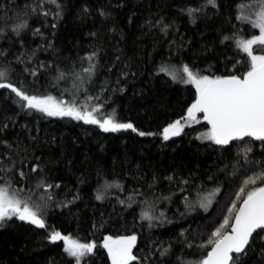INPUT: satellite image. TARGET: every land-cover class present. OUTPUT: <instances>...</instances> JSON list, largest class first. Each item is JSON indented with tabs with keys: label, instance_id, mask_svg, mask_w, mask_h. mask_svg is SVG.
I'll use <instances>...</instances> for the list:
<instances>
[{
	"label": "trees",
	"instance_id": "16d2710c",
	"mask_svg": "<svg viewBox=\"0 0 264 264\" xmlns=\"http://www.w3.org/2000/svg\"><path fill=\"white\" fill-rule=\"evenodd\" d=\"M33 2L0 0V13L7 8L12 15L15 8L22 9ZM203 2L61 0L64 5L61 19L54 21L50 15L46 26L33 21L34 26L41 27L43 38L25 35V47L35 48L46 41H51L55 47V52L52 49L38 52L40 61H55L61 68H68L78 57L98 48L99 68L88 94L106 98L105 112L115 109L122 121H130L139 131L155 135L141 137L130 130L104 133L94 125L68 118L28 114L13 102L14 94L0 90V126L8 124V128L0 132V138L19 142L21 147L27 146L29 153L40 156L47 163L50 182L61 185L52 190L55 203L49 210L46 229L18 220L0 227V264H75L74 258L63 252L62 241L53 244L46 239L52 230L82 242L96 241V255L88 258L87 264H110L106 251L99 247L103 236L130 232L138 235L135 252L144 258V264H181V261L196 258L198 250L186 248L185 237L196 243L206 240L227 215L240 183L239 175L232 176L233 165L239 161V165L248 167L243 158L247 145L234 142L229 151H224L210 141L198 139V134L207 130L203 121L186 127L180 136L164 141L163 127L182 117L195 98L194 87L173 82L170 71L180 70L183 61L204 74L222 75L231 72L234 66L238 72H243L245 54L235 48L233 40L222 44L221 37L232 36L237 30L247 38L258 34V30L235 18L247 11L252 0H220L222 7L218 13L209 6L204 13H197L195 23L180 11L185 7H199ZM102 10L110 15L102 16ZM161 18L168 25L166 32L157 24ZM53 22L56 23L54 29ZM0 47H9V44L0 41ZM11 49L13 53L22 50L18 44L11 45ZM255 51L261 54L258 48ZM13 67L16 69L14 82L22 80L29 91L38 89L59 95L61 89L69 87L64 82L53 86L47 72L33 83V78L23 72L22 65ZM102 85L107 92H101ZM70 98L65 95V99ZM79 102H84L83 96L79 97ZM250 159H264L259 142L254 143ZM24 171L28 172V168ZM98 171L102 172L99 179ZM153 175L158 177L157 183L148 188ZM166 176L174 180L191 177V185L170 183L164 179ZM16 179L19 181L18 176ZM113 179H118L128 190L140 189L143 195L136 197L138 201L155 200L154 215L163 211L164 222L155 220L149 227L147 221L140 219L141 210H147L142 203L134 204L132 209L118 204V198L124 199L130 194L127 191L112 189L108 198L96 200V189L105 180ZM36 182L37 176L32 174L19 186L32 188ZM201 186L203 190L198 191ZM217 186L220 192L207 209L198 206L194 211L186 209L185 198L197 203ZM168 196L171 200L163 199ZM169 244L172 245L170 254L161 257L158 249ZM260 261L257 245L246 258V264H260Z\"/></svg>",
	"mask_w": 264,
	"mask_h": 264
},
{
	"label": "snow or ice",
	"instance_id": "6c2138e0",
	"mask_svg": "<svg viewBox=\"0 0 264 264\" xmlns=\"http://www.w3.org/2000/svg\"><path fill=\"white\" fill-rule=\"evenodd\" d=\"M217 13L222 5L220 0H204L199 7H185L180 9L195 23L197 13H204L208 7ZM5 8L0 13V41L7 42L9 47H0V90H7L14 94L13 102L22 112L28 114L39 113L47 118H68L72 121L83 122L85 125H94L104 133H120L131 131L139 136L155 135L152 132L139 131L132 122L122 121L115 109L105 112L106 98L100 95H89V86L94 83L99 68V49L93 48L86 55L78 57L68 68H61L55 61H40L37 53L55 47L51 41L35 48H26L24 36H41V27L34 26L33 21L47 25L48 17L53 20L63 17L64 5L61 0H34L24 8H15L12 15ZM87 12V9H84ZM102 16L110 15L103 10ZM241 24L258 30V34L250 38L234 31L232 36H222V44L229 40L234 41L235 48L245 54L243 63L246 70L238 72L233 67L231 72L222 75L204 74L200 69L181 61L180 70L170 71L173 82L191 85L195 89V98L187 107L186 113L163 127L161 136L164 141L180 136L186 127L206 124V131L197 137L202 141H210L224 151H229L234 142L244 143V164L239 161L233 165L232 176H240V183L235 191V198L231 200L225 215L218 226L207 236L206 240L196 243L185 237L184 245L188 249H197L198 255L190 261H181V264H246L250 252H254L259 245L261 254L260 264H264V159L252 160L250 154L255 142L261 145V155L264 156V0H252L246 12L235 17ZM151 26V22H149ZM162 31H167L163 18L157 21ZM51 27L56 28L53 22ZM95 36L96 33H90ZM19 45L22 49L13 53L11 45ZM258 48L261 54H256ZM11 57V58H10ZM119 60V57H117ZM241 61H237L240 63ZM14 64L22 65L23 72L33 78L35 83L44 72L51 76L50 83L58 86L61 82L69 87L61 89L59 95L51 92H41L38 89L29 91L21 80L14 82ZM111 70V69H109ZM161 71H165L161 68ZM179 71V75L177 74ZM122 75H127L122 72ZM70 82V83H69ZM117 85L120 81L117 79ZM122 91V89H119ZM108 89L101 86V92ZM65 95L71 97L65 99ZM84 97V102H79V97ZM95 101V103H91ZM8 128L4 123L0 132ZM33 142L35 138H32ZM238 147V144L236 145ZM240 155V152H237ZM28 168V172L24 171ZM256 169H259L256 171ZM251 172V175H248ZM32 174H36L37 182L32 188L20 187ZM102 172L98 171L99 179ZM19 177L17 181L16 177ZM134 179H138L133 177ZM170 183L191 185L192 178H177L166 176ZM211 180L212 177H209ZM158 177L153 175L152 188L157 183ZM59 183L50 182L47 174V163L35 153H29L27 146L21 147L19 142L0 138V227L9 222L18 220L33 225L39 229H46V219L49 210L55 203L53 189H59ZM112 189L129 192L124 199H117V203L132 209L134 204L142 203L147 210L142 209L140 219L147 221L148 226H153V221L164 222L165 213L154 215L155 200L138 201L137 196H142L140 189L128 190L118 179L105 180L103 185L96 189L95 199L103 201L111 195ZM183 191V189H181ZM203 186L198 191H202ZM42 192L43 194H39ZM220 188L207 191L197 203H192L185 198V207L194 211L196 207L207 209L219 194ZM78 198V197H76ZM171 200V196L163 197ZM183 215V214H182ZM170 222V221H169ZM184 236V232L180 233ZM50 243L63 242V252L74 258L75 264H87L88 258L96 255V241H84L64 235L60 231L52 230L46 236ZM138 235L135 232L127 234H108L103 236L100 248L106 251L110 264H144V258L136 255ZM172 245L161 246L158 249L160 256L170 254Z\"/></svg>",
	"mask_w": 264,
	"mask_h": 264
},
{
	"label": "rangeland",
	"instance_id": "374dc122",
	"mask_svg": "<svg viewBox=\"0 0 264 264\" xmlns=\"http://www.w3.org/2000/svg\"><path fill=\"white\" fill-rule=\"evenodd\" d=\"M202 132H204V131H202ZM202 132H200V133H202ZM200 133L198 134V136L200 135Z\"/></svg>",
	"mask_w": 264,
	"mask_h": 264
}]
</instances>
